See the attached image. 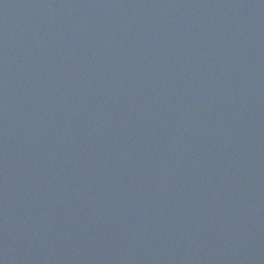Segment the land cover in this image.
I'll return each mask as SVG.
<instances>
[{
    "label": "water",
    "instance_id": "obj_1",
    "mask_svg": "<svg viewBox=\"0 0 264 264\" xmlns=\"http://www.w3.org/2000/svg\"><path fill=\"white\" fill-rule=\"evenodd\" d=\"M0 264H264V0H0Z\"/></svg>",
    "mask_w": 264,
    "mask_h": 264
}]
</instances>
